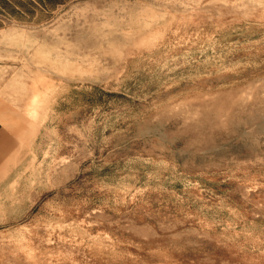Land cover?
Returning <instances> with one entry per match:
<instances>
[{
    "label": "rangeland",
    "instance_id": "1",
    "mask_svg": "<svg viewBox=\"0 0 264 264\" xmlns=\"http://www.w3.org/2000/svg\"><path fill=\"white\" fill-rule=\"evenodd\" d=\"M0 100V264H264V0H0Z\"/></svg>",
    "mask_w": 264,
    "mask_h": 264
},
{
    "label": "crops",
    "instance_id": "2",
    "mask_svg": "<svg viewBox=\"0 0 264 264\" xmlns=\"http://www.w3.org/2000/svg\"><path fill=\"white\" fill-rule=\"evenodd\" d=\"M3 113L4 104L0 100V186L8 181L22 161V151L14 147L13 134L2 122Z\"/></svg>",
    "mask_w": 264,
    "mask_h": 264
}]
</instances>
